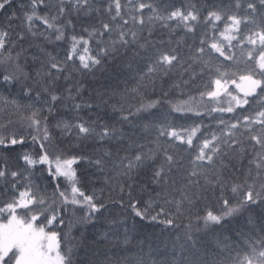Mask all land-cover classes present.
<instances>
[{"label":"snow or ice","instance_id":"snow-or-ice-1","mask_svg":"<svg viewBox=\"0 0 264 264\" xmlns=\"http://www.w3.org/2000/svg\"><path fill=\"white\" fill-rule=\"evenodd\" d=\"M243 2L241 17L211 0H0V264H264V0ZM222 19L187 51L154 38ZM97 73L107 83L86 86ZM187 88L199 101L169 99ZM102 217L80 243L64 230ZM143 222L182 232L188 255L154 259Z\"/></svg>","mask_w":264,"mask_h":264},{"label":"trees","instance_id":"trees-1","mask_svg":"<svg viewBox=\"0 0 264 264\" xmlns=\"http://www.w3.org/2000/svg\"><path fill=\"white\" fill-rule=\"evenodd\" d=\"M20 0H18V4H19ZM24 3H27V0H23ZM150 2H154L155 4H159V5H163L164 3L167 2H174L177 6H181V5H185L188 3H193V4H197L198 6L203 5L205 3H208L209 0H150ZM212 3H216V4H220V5H229L231 4L232 7V11L235 12L238 16H245L246 14V4H244L243 0H240V2L243 4V7H241L240 9H236L234 7L235 3L237 2V0H211ZM122 3H127V0H122ZM257 6L259 7V0H256ZM147 9H145V12L147 13ZM206 15V13H204ZM86 19V18H84ZM255 20H256V25H260L261 24V19H260V15L259 13L256 14L255 16ZM231 23V21H225L224 19H222L221 21L217 22L218 25V30H213V28L211 27V25H208L207 27H204L203 25L199 26L197 28V32H196V38L195 40H193L192 38V34H187L185 35L182 29H176L175 33L169 34L168 29H162L160 28L158 25L156 27V29H154V38L155 39H160L161 37L167 41L171 35V39L173 40V42H175L176 40H179L181 37H184L183 43H182V47H184L185 51H187V46L188 45H192V46H199V41L201 38L203 39H207L208 41H211L213 36H215L217 39H220V32L223 31V28L225 26V23ZM39 23V22H37ZM95 23L98 24V20L95 21ZM248 28H252L254 27V25H252L250 22L247 25ZM241 29L242 31H246L245 29V24L242 23L241 24ZM41 30H43V26H41ZM80 31V28H77V32ZM69 32H71V29H69ZM206 33V35H205ZM147 33H145L146 35ZM86 36V34H85ZM54 39V38H53ZM57 44L62 43V42H56ZM235 43V41L233 42ZM53 47V45H49V50H51ZM247 47V45H246ZM57 51H62V49H57ZM233 51H235L237 54H239V49H233ZM221 60L223 58H220ZM225 64L230 63L228 61L224 62ZM111 72V70H110ZM109 75V73H97L96 78H89L87 85L86 86H91V87H99L101 84H105L107 83V76ZM164 87L167 89L169 87L168 84H165ZM0 94H3L4 96L8 95V91L5 90L3 87H0ZM159 94V88L157 89V95ZM189 95L195 96L197 101H199V93L197 91L196 88H187L184 90L183 93H181L179 90H171L169 92V99L173 102V103H182L183 101L188 100ZM251 99V98H250ZM168 109V105L165 104L164 105V110L167 111ZM237 111H240L239 109ZM175 115V114H173ZM213 116H219L221 115L220 113H213ZM226 117H230L232 114L230 113H224L223 114ZM0 119H6L5 118H0ZM13 119H15V117H13ZM201 118L200 117H192V120H197L199 121ZM192 120H189L188 123L190 124L192 122ZM203 123L205 125V131H207L208 127H211V129L213 131L217 130V123L212 120L211 118H209L207 115L204 116L203 118ZM39 146L37 145L35 147V150H38ZM28 150V149H25ZM92 150L89 149V152H91ZM16 161H10V164H15ZM19 164H23V161H19ZM40 167V166H38ZM40 173L37 172L36 173V181L37 183L40 182ZM44 175L46 176L47 173L45 172ZM94 180V182L97 183V186H99L100 181H97L95 177L92 178ZM89 191H91V189H88ZM49 192H51V189H49ZM110 207L113 208V212H112V216H115L117 218L122 219L123 215L121 211L116 210L115 206L110 205ZM254 215L258 216V212L255 213ZM69 216H71V214L69 213ZM105 217H109V213H105ZM111 220L109 219L108 221H106L103 217L96 221V228H93L92 225H89L87 228V232L84 231V229L79 226L78 224H73V226L71 227V229H69L68 227H66V225L68 224V219H65V232L69 233L71 242L73 244H77L80 243L81 241V236L83 235H87L89 237H91V235L93 234V232H103L105 230V228L107 227V224L110 223ZM131 222L129 221V224ZM144 223V227L140 230V235L138 237V239L140 240H144L147 243H151L153 246V251H154V255L153 258L156 259L157 261H175V260H179L183 256H187L188 252L185 251V246L186 245H190L191 241H185V239L183 238L182 232H180L178 230V232L176 234H169V233H162L160 230V227L158 226H152L150 224H148L147 222H143ZM185 223H187V221L185 220ZM180 237L179 239L177 237ZM194 238L197 240L198 244L201 245L202 247H206L208 249L209 252H211L213 249H215V243L211 238H208L207 240H203L201 238V235L199 233L195 234ZM137 239H133L130 242L129 247H131L132 251L135 252L137 251ZM147 250V248H146ZM235 254V253H233Z\"/></svg>","mask_w":264,"mask_h":264},{"label":"rangeland","instance_id":"rangeland-1","mask_svg":"<svg viewBox=\"0 0 264 264\" xmlns=\"http://www.w3.org/2000/svg\"><path fill=\"white\" fill-rule=\"evenodd\" d=\"M222 99H224V100H225V105H226V104H227V99H226V98H223V97H222Z\"/></svg>","mask_w":264,"mask_h":264}]
</instances>
